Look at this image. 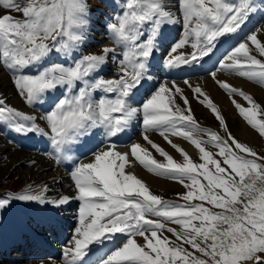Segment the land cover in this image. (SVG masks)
<instances>
[{
  "label": "snow or ice",
  "instance_id": "6c2138e0",
  "mask_svg": "<svg viewBox=\"0 0 264 264\" xmlns=\"http://www.w3.org/2000/svg\"><path fill=\"white\" fill-rule=\"evenodd\" d=\"M109 6L112 14L102 27L111 46L84 54L99 13L90 0H0V70L24 105L40 108L32 115L0 97V131L18 137L10 142L20 148L46 139L48 159L57 166L71 163L73 189L71 195L52 194L47 182H26L0 194V218L21 208L54 227L57 212L78 202L62 259L41 264H264V154L232 134L201 87L183 81L219 132L200 127L175 81H156L159 70L211 60L225 38L244 33L257 16L264 20V0H112ZM177 25L180 38L173 42L169 32ZM158 52L160 69L154 64ZM218 71L264 88V24L253 25L209 72L246 125L264 138V107L218 79ZM137 120L144 144L118 151L113 138ZM96 137L100 142L87 163L73 155ZM172 137L191 145L198 161ZM134 164L181 185L185 191L177 199L183 203L154 194L126 171Z\"/></svg>",
  "mask_w": 264,
  "mask_h": 264
},
{
  "label": "rangeland",
  "instance_id": "374dc122",
  "mask_svg": "<svg viewBox=\"0 0 264 264\" xmlns=\"http://www.w3.org/2000/svg\"><path fill=\"white\" fill-rule=\"evenodd\" d=\"M109 0H90V3H91V7L94 8V4L96 6L99 7V10L100 12H107L108 15H111L112 14V9L110 6H108L107 10L105 7H102V4L105 3V2H108ZM109 5L112 4V2H108ZM110 8V10H109ZM99 12V13H100ZM15 15V14H14ZM98 17H100V14H98ZM106 15H104L102 17L101 20L98 21V25L102 27V25L106 24L107 22V19H106ZM259 16H257V18H255L249 25L247 28H245L244 30V33H247L249 31V29H251L253 27V25H256V26H259L260 24H264V20H261L260 18H258ZM103 20V21H102ZM103 28V27H102ZM99 30L97 27H94L93 30ZM102 32L106 34L107 36V33H106V30L102 29ZM171 33L173 35V38H171V40L174 42V41H177L179 40L180 38V28L179 26H175L174 29L172 28L171 29ZM169 32V35L171 34ZM243 34H241L240 37H231V41H230V44L228 43L229 40H227L226 38V41L224 43H222V45L219 46V49H223L222 47L226 45V43H228L225 47V49H223L222 52H220L218 54V52H215V55L216 53L218 54L216 56V58L214 59L213 61V64L209 67V69H206L204 71V73L201 75H196L194 77L202 80V81H205L206 79H210L211 81L212 78L211 76L209 75V72L210 71H214L215 70V66H217V61L219 59H222L223 56L226 54V52L228 50H230V48L235 45L237 42H239L240 40L243 39ZM95 33L91 32L90 33V40L85 48V53L84 54H88L89 52H98L99 49L101 47H103V43H98L99 41H101V39H97L96 41H94L93 39H91V37H95L94 36ZM102 34H98V36H101ZM176 37V39H175ZM170 38V36H169ZM230 38V37H229ZM108 39V37H107ZM106 40V39H105ZM98 41V42H97ZM224 44V45H223ZM108 46L107 43H105V46ZM181 51H185V50H181ZM187 51H190V49H187ZM160 56H161V53L158 52V55H157V66L156 68L160 67L161 66V61H160ZM193 66H196V65H193ZM192 66V67H193ZM109 73L113 72L114 71V68L111 66V64L109 65ZM163 72L161 73H166V70H162ZM160 71H157L156 73V76L159 74ZM2 74H5L3 72V70H0V97H4L6 98V102L12 106H15L17 107L18 109H23L26 107V105H24V103L22 102V100L20 99V97L16 94L15 92V89L13 87V85L11 84L10 82V77L8 75H6L5 77L2 78ZM189 75H191L190 73H188ZM222 75H227V76H234L235 75H229L227 73H224V72H217V78L222 80L221 79V76ZM192 76H188L187 78H189V82H191L193 79H190V78H194ZM235 78H239V77H235ZM167 79L170 80V78L168 77H164L162 79L161 82H164L166 81ZM241 80H243V82H245L250 88H258L259 86L251 83V82H248L247 80L245 79H242V78H239ZM175 81V79H172L171 81ZM185 80V79H184ZM184 80H180V81H175L180 87H182L184 89V92H185V95L188 96L189 100H190V103H191V107H192V110H193V114L195 116V119L196 121L198 122V124L200 125L201 128H205V129H210L212 131H217L219 132V125H218V122L215 120V118L212 116V114L210 113L209 110L205 109L202 105H200L193 97H192V93H191V90L186 86L184 85V83L182 81ZM169 81V82H171ZM214 83V93L210 94L209 92H207L204 87H201L209 96L210 98L213 100V102L218 106L222 105L221 101H220V97H223V99L225 100H228L229 103V107L230 109L234 110H230V111H226V110H221L219 108V110H221V114L224 116L227 124H228V127L230 129V131L232 132V134L242 143H245L249 146H251L253 149H255L258 153H261V154H264V138H261L254 130H252L249 126L246 125V123L242 120V118L238 115L237 111L235 110V108L233 107L232 103H231V100L230 98L227 96V94L218 87V85L215 83V81H213ZM259 89H261L262 91H264V88H261L259 87ZM246 94H249L251 95L249 92H247V90H243ZM17 97L20 99V103L22 104L20 107L17 106L15 103H13V99L14 97ZM253 97V99L259 103L262 107H264V99H261V98H257L253 95H251ZM236 101L238 103H241L242 105L244 106H247L245 101H243L240 97H235ZM182 103V102H181ZM218 106V107H219ZM28 109H32V108H29ZM34 110V113L35 115H39L40 114V108L38 107V110L37 109H32ZM25 112H29L27 111L26 109H24ZM137 122V126H136V134H135V137H133L132 139V143L133 142H139L141 144H144V141L142 140V137H141V126H140V123H139V120L136 121ZM245 128V130L248 132V134H251L253 137L250 139L248 138H241L239 136V132H241V128ZM135 129V128H134ZM3 132V133H2ZM5 132V134H4ZM10 132V131H9ZM7 131V129H4L3 131H0V194H5V193H8V192H11L12 190H18L21 186L25 185L26 182H35L37 184L39 183H42V182H47L49 185L52 186V194H58L59 193V189H58V183H52V180H48L49 177H47V175H44L42 176L43 174L40 172H37V168H36V165L35 166H30L29 164V161L30 160H37V158H45L44 156H47V153L46 151L44 153H40V155H36V154H33V153H30L27 151V149L24 147V148H20V147H16L14 145V143L10 142V141H15L17 140L18 138L13 134V133H9ZM126 133V132H125ZM127 134V133H126ZM126 134H123L122 136L120 135L119 138H125ZM150 138L155 142L157 143L160 147H162L165 151H167L170 155L173 156L174 159H176L177 161H180L182 158L179 156L178 153L175 152L174 149H172L170 147V145H168L164 139L162 137H160L157 133H150ZM221 135H223V133H221ZM200 139H207V137H203V136H200L198 137ZM37 139V138H36ZM131 139V137H130ZM128 141V144L127 146L129 147L132 143L131 141ZM173 140V143H176L178 144L180 147L184 148V144L187 142L183 141L182 139H178V138H175V137H172L171 138ZM246 139V140H244ZM146 147L149 148L150 151L153 152L154 156L156 159L158 160H161L162 158L159 157L158 154H156L154 152V150H152L150 148V146L148 145H145ZM184 150L186 152H188L185 148ZM211 150V149H210ZM19 152L18 156L15 157L16 158V162L11 159L8 154L9 153H12V152ZM26 151V152H25ZM76 155H78V153H75ZM188 154L194 159V160H197L198 161V154H191L188 152ZM34 158V159H32ZM36 158V159H35ZM47 159V158H46ZM86 160L88 159H84L83 162H85ZM50 161V160H49ZM50 162H53V161H50ZM135 165V170L138 169V171L136 170V176L139 178V179H142L143 180V176L141 174H146V175H149V176H153L152 178H155L157 180H159L160 182L162 183H172L174 184V187L173 188H159V187H149L150 190L154 193V194H157V195H160L162 196L164 199L168 200V201H171V202H175V203H183L182 201H179L177 199V196L179 193H182L184 192L185 190L183 189V187L173 181H170V180H167V179H164V178H161V177H157V176H154L150 173H148L146 170H144L140 165L138 164H134ZM44 171V170H43ZM141 175V176H140ZM68 180H70V178H68ZM71 182V180H70ZM58 189V190H57ZM58 191V192H57ZM78 208V203H76V206L75 207H68L67 209H63L62 211L58 212L61 217H63V220H62V224H63V229H65V232L66 233V237L65 239L63 240V244L61 245V247L59 248V255H58V252L57 255H58V258L56 257L55 259L57 260H61L62 257H61V251H62V248L67 244L68 240L70 239V236H71V232H72V226L74 225L75 221H74V215L76 213V209ZM24 210V212L26 211L25 209H22L21 208H16L13 212L9 213V214H6L5 216H3L2 218H0V261H2L3 263H9V264H23L25 263V259L26 258H30L32 255H37L35 254V243L31 242V245H19L17 242H15V240H9L7 237H5L6 235H9V238H11V233L9 232L10 228H13L15 225L13 224V221H12V218H14V214H18L19 211L20 213ZM72 210V211H71ZM71 211V212H70ZM13 213V214H12ZM26 214L28 216V218L30 219L28 221V223L30 224V226H32V223L35 225H33V229L35 230V232L37 234H40L41 236L44 237V239L46 240V237L48 238V244H50V247L56 245V243L54 244H51L49 242V238H52L53 234L57 235L58 234V228L57 227H48L46 225H44L42 222L39 223V216L41 217V220L44 219V221H47L44 217H42L41 215H39L38 212L36 211H33V210H27L26 211ZM71 217H70V216ZM8 219L11 220V223L8 222ZM26 221V220H25ZM27 223V222H26ZM8 227V228H7ZM173 227H175L173 225ZM4 228L7 229L6 230V234H5V231H4ZM50 228V229H49ZM27 230H29V228L27 227ZM15 235V234H14ZM165 235H168L170 239H174L173 237H171L170 234L168 233H165ZM46 236V237H45ZM37 239H40V238H37ZM57 247V245H56ZM45 253L47 254V248H45ZM40 258H43V255H39ZM45 259V258H43ZM31 262L33 263H37L39 262L38 260H35L33 258L30 259ZM42 261V260H40ZM41 264V262H39Z\"/></svg>",
  "mask_w": 264,
  "mask_h": 264
},
{
  "label": "bare ground",
  "instance_id": "6f19581e",
  "mask_svg": "<svg viewBox=\"0 0 264 264\" xmlns=\"http://www.w3.org/2000/svg\"><path fill=\"white\" fill-rule=\"evenodd\" d=\"M243 34V33H242ZM227 40H229L230 41V39L231 38H226ZM226 39H225V41H226ZM229 43V42H228ZM228 43H226V45L228 44ZM220 45H222V43L220 44ZM219 45V46H220ZM224 45V44H223ZM225 45V46H226ZM219 46H218V48H219ZM225 46H223V47H225ZM222 47V48H223ZM220 50L221 49H219V50H216V52H220ZM157 55H158V53H157ZM216 55H217V53H216ZM216 55H214L213 57H212V59L211 60H208V59H206L204 62H203V64H202V66L201 65H196V66H185V68H184V70H180V71H171V72H169V71H167L166 70V73H161V72H163V71H160L159 72V74L157 75V77H159V78H164V77H168V78H170V80H172L173 78V76H175V75H183L185 72H187V73H190V74H192V72L194 73V75H193V77L194 76H196V75H200V72L201 71H203L204 69H205V67H208L209 65H211V62H212V60L214 59V57L216 56ZM110 68V67H109ZM111 69V68H110ZM110 71V70H109ZM7 75V74H6ZM5 74H2V78L3 77H5L6 76ZM188 76H191V75H189L188 74ZM236 77V76H235ZM234 76H227V75H222L221 76V79L223 80V81H227L230 85H232V86H234V87H236V88H239V89H242V90H247V92H249L251 95H253V96H255V97H259V98H261V99H264V91H262L261 89H259V87L257 88H250L245 82H243V80H241V79H239V78H235ZM193 80L190 82L191 83V85L193 86V87H195V86H199V87H204V89L207 91V92H209L210 94H212V93H214V83H213V81H211L210 79H206L205 81H202V80H200V79H198V78H196V77H194V78H192ZM157 80V79H156ZM169 79H167L166 81H170ZM178 80H180V78H178ZM183 82V81H182ZM220 99V101H221V103H222V105H218L219 107L218 108H220L221 110H226V111H230V110H232V109H230V107H229V103L230 102H228V100H225V99H223V97H220L219 98ZM13 103H15L17 106H21L22 104L20 103V99L19 98H17L16 96L14 97V99H13ZM234 107V106H233ZM220 110V111H221ZM27 111H29V110H27ZM232 111H234V110H232ZM29 114H32V115H34L31 111H29L28 112ZM133 125H135L134 123H133ZM131 126L127 131H126V133H123V134H126V136H125V138H119V137H117V138H113V140H114V142L117 144V150L118 151H120V152H126V151H129V147L127 146V144H128V138H132V137H135V134H134V132H133V127L134 126ZM42 126H43V124H42ZM242 130H241V132H239L240 134H239V136L241 137V138H248V139H250V137L252 138L253 136L251 135V134H248V132L245 130V128H241ZM123 134H121V136L123 135ZM41 139V138H40ZM101 139V138H100ZM100 139H99V137H97V138H95V140L94 141H92V142H90L87 146L89 147V148H91L92 146H94V145H98L99 144V142H100ZM42 141H47L46 139H41ZM244 140H246V139H244ZM30 142H32V141H30ZM33 143H35V142H33ZM132 143V142H131ZM102 146V145H101ZM184 148L189 152V153H191V154H197V152H196V150L191 146V145H189V144H184ZM81 150H82V148H81ZM18 154H19V152H16V151H14V152H12V153H9L8 154V156L11 158V159H13L15 162H16V158L15 157H17L18 156ZM33 154H35V153H33ZM36 155H38V154H36ZM45 158H37V160H36V170H37V172H39V174H40V172L43 174L42 176H44V175H47V177H49V179L48 180H52V183H54V181H53V178H55L57 181H59V185H58V191H59V193L58 194H66V195H71L72 194V191H73V189L70 187V185H71V182H70V180H68V178H69V176H68V172H66V171H64V170H61L57 165H56V163H55V161L53 160V162H50L49 161V159L46 157V156H44ZM47 158V159H46ZM32 159H34V158H32ZM36 159V158H35ZM88 159V158H87ZM84 160V159H83ZM82 160V161H83ZM88 162V160H86L85 161V163H87ZM62 164L63 165H68L69 164V162L68 161H64V162H62ZM135 165H133V166H131V167H128V168H126V171H128V172H131V173H134V174H136L137 172H136V170L138 171V169H136L135 170ZM44 170V171H43ZM142 176H143V182L148 186V187H159V188H167V187H169V188H173L174 187V184H172V183H167V182H165V183H162V182H160L159 180H157V179H155V178H152L151 176H149V175H146V174H141ZM140 175V176H141ZM48 182V181H47ZM57 191V192H58ZM76 203H78V202H72V203H70L69 205H67V206H65V207H75L76 206ZM64 207V208H65ZM66 209V208H65ZM22 210V209H21ZM72 211V210H71ZM70 211V212H71ZM20 212V211H19ZM13 214V213H12ZM10 215V214H9ZM25 215H26V213L24 212V210L20 213V214H14V218H12V221H13V224L15 225L13 228H10L9 230V232L11 233V236H14V234H16V233H20V232H25V233H30L31 234V232H30V230H27V228H25V225H26V223H25ZM11 216V215H10ZM70 216V215H69ZM71 217V216H70ZM58 217H57V215H56V218H55V221H57V222H59L58 221ZM39 220L40 221H42V222H45V223H48V221H44V219H42L41 220V217L39 218ZM8 222H10L11 223V220L10 219H8ZM8 228V227H7ZM6 230L7 229H5L4 228V231H5V234H6ZM10 236V237H11ZM39 240V239H38ZM107 249H105V251H106ZM57 251L55 250V248L54 249H52V248H48L47 247V257L45 258V259H41V260H43V261H48V260H50V259H55L56 257H57V253H56ZM31 258H26L25 260V263H23V264H40L39 262H41L40 260H38L39 262H35V263H33V262H31V260H30ZM3 264H9V263H3Z\"/></svg>",
  "mask_w": 264,
  "mask_h": 264
}]
</instances>
